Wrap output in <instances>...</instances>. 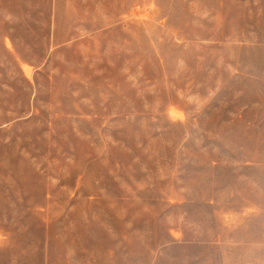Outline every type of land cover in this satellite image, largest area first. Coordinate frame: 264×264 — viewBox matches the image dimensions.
Returning <instances> with one entry per match:
<instances>
[{"label": "rangeland", "instance_id": "374dc122", "mask_svg": "<svg viewBox=\"0 0 264 264\" xmlns=\"http://www.w3.org/2000/svg\"><path fill=\"white\" fill-rule=\"evenodd\" d=\"M0 264H264V0H0Z\"/></svg>", "mask_w": 264, "mask_h": 264}]
</instances>
